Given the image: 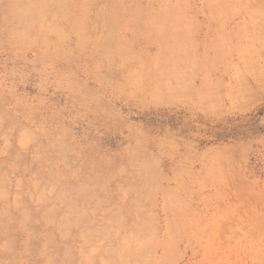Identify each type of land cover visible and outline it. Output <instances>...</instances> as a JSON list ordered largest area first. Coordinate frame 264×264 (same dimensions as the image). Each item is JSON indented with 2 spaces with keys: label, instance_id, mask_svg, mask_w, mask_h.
Returning a JSON list of instances; mask_svg holds the SVG:
<instances>
[{
  "label": "rangeland",
  "instance_id": "obj_1",
  "mask_svg": "<svg viewBox=\"0 0 264 264\" xmlns=\"http://www.w3.org/2000/svg\"><path fill=\"white\" fill-rule=\"evenodd\" d=\"M0 264H264V0H0Z\"/></svg>",
  "mask_w": 264,
  "mask_h": 264
}]
</instances>
